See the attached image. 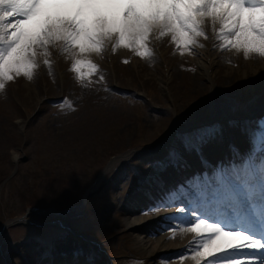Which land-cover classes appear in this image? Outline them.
<instances>
[{
	"label": "rangeland",
	"instance_id": "obj_1",
	"mask_svg": "<svg viewBox=\"0 0 264 264\" xmlns=\"http://www.w3.org/2000/svg\"><path fill=\"white\" fill-rule=\"evenodd\" d=\"M209 26L208 38H200L203 47H197L194 55L181 56L174 52L169 37L151 42L155 52L152 59H142L123 48L113 53L109 46L102 55L91 57L100 66L101 72L92 76V83L87 87L75 80L69 70L71 58L61 54L58 48L50 49L51 69L40 57L33 80L20 76L8 82L5 90L0 91V180L4 186L0 189V210L2 208L3 211L0 221L8 217L6 214L20 213L22 204L48 205L54 201L56 204L67 201L65 193H72L76 183L88 179V175L95 177L96 170L100 172L113 158L106 157L109 152L120 155L129 150L130 158L143 144L156 142L164 128L173 124L174 120L183 126V122L193 118H229L231 97L239 87L264 88V58L251 55L246 59L243 53L221 51L214 47L218 42ZM206 49L213 53L211 57L215 59L208 68L210 77L200 64L201 60L205 61L204 58L210 61L211 57L203 54ZM126 59L128 63L124 62ZM100 75L104 76V80H100ZM133 93L140 94V98L146 94L148 104L141 101V105L136 106L132 100ZM48 98L50 101L46 102ZM257 105H264V93L261 99L253 100L246 112ZM216 131L215 135H220V129ZM50 153H57L63 160L70 158L68 167L58 164L57 158L53 160ZM23 157L25 160L21 161ZM137 163L144 169L145 164L141 161ZM112 168L110 166L101 180L108 172H115ZM31 173L33 176L42 173L45 187L55 185L59 182L56 179L66 173L69 178L67 191L51 192L38 188L40 181L29 177ZM106 189L99 188V198L92 199L89 206L100 227V231H96L97 238L101 240L118 234L117 245L121 241L126 243L122 252L129 249L147 258L134 241L140 235L125 224L126 217L115 215V212L118 213L115 199L122 193L113 194L116 188L112 192ZM122 192H125L124 189ZM104 201L109 203L104 204ZM103 222L107 225L103 226ZM22 229H15L18 239L33 228ZM108 243L109 248L115 249L111 241ZM20 244L29 245L25 241ZM174 260L180 259L170 258L169 261ZM149 261L152 262L150 258ZM0 264L3 263L0 261Z\"/></svg>",
	"mask_w": 264,
	"mask_h": 264
},
{
	"label": "snow or ice",
	"instance_id": "obj_2",
	"mask_svg": "<svg viewBox=\"0 0 264 264\" xmlns=\"http://www.w3.org/2000/svg\"><path fill=\"white\" fill-rule=\"evenodd\" d=\"M209 24L214 47L264 58V0H0V91L20 76L33 80L40 57L51 69V48L71 58L69 70L87 87L101 72L91 57L109 46L152 59L151 42L169 37L174 52L194 55ZM258 123L242 163L205 177L180 201L187 220L178 227L195 234L187 246L194 264H264V120Z\"/></svg>",
	"mask_w": 264,
	"mask_h": 264
},
{
	"label": "bare ground",
	"instance_id": "obj_3",
	"mask_svg": "<svg viewBox=\"0 0 264 264\" xmlns=\"http://www.w3.org/2000/svg\"><path fill=\"white\" fill-rule=\"evenodd\" d=\"M203 54H205L204 55L205 57H211L213 55L212 52L209 53L206 50H205V52ZM206 59L207 58H204V60H205L204 62H203V60H201L200 64H201V66H203V70L209 73V77H210L211 76V72H210V70L208 68H211V65L214 63L215 59H212V57L209 58L210 61H207ZM212 121H216L223 128L225 127V122L222 119H218L217 120V119L213 118ZM228 130H229V128H228ZM229 131H230V133H233L232 130H229ZM225 133H226V131L225 132H221L219 136H223V135H225ZM229 135H231V134H229ZM233 135H234V133H233ZM214 151H216L218 154L223 153L221 151V147H219L217 145L215 146ZM127 156L128 155H126V156L123 155L121 158L120 157H116V158L113 157L108 162L106 167H103V169L100 170L99 174L96 177V178H98V179H96V183H99V181L102 179L103 175L109 170L110 167H108V166H112L113 163H115L116 161L120 162V161H123V160H127L129 158ZM123 163H121V165H120L121 168L120 169H123V165H124ZM191 167H193V165L190 166L189 170H191ZM192 169H194V167ZM178 179H179V177H178L177 174H175L174 176L171 177V180L173 181L172 183H174V181H176ZM182 179L184 181V180H186V177H183ZM163 181L165 182V181H167V179L164 178ZM149 218H150V216H147V215L146 216L137 217V216H132V215L129 214L125 218V224L128 227L133 228L134 230H137L138 228L142 229V230H145V229H147V226H145V225H146L147 219H149ZM192 234L193 233H190V232L183 233L182 231H179L177 237H175V238H173L171 240L170 239L165 240L164 239L165 237L162 234L158 235L157 237L156 236L148 237V235L143 234L142 236L140 235L139 237H136L134 239V241L136 242L137 247L139 248V250L141 252H144L143 255H145L147 257L149 256V258L152 259V256H154L158 251L162 252V251L168 250L169 248H170V250H172V249L178 248L180 243L182 242V240L184 241L183 243H186L187 241H189V239L191 240L192 236H193ZM0 243H1V241H0ZM157 264H162V263L159 262ZM169 264H175V263L172 262V263H169ZM183 264H194V262L191 259H188Z\"/></svg>",
	"mask_w": 264,
	"mask_h": 264
}]
</instances>
